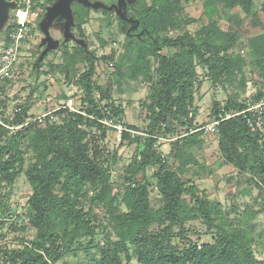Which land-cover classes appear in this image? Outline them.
<instances>
[{
  "label": "trees",
  "instance_id": "trees-1",
  "mask_svg": "<svg viewBox=\"0 0 264 264\" xmlns=\"http://www.w3.org/2000/svg\"><path fill=\"white\" fill-rule=\"evenodd\" d=\"M51 2L45 0V5ZM230 3L248 15L254 14L253 0H230ZM179 6L180 0H152L150 4L134 5L130 13L149 30L150 36L130 38L126 34L127 24L117 18V26L128 42L137 45L135 61L144 65L146 58L152 57L157 62L147 105L145 131L148 136L143 140L139 159L125 168L122 197L125 211L114 205L117 199L112 194L109 159L103 156L106 148L96 143L106 138L109 128L87 115L62 109L55 112L59 115L56 120L46 115L44 126L34 129L33 122L26 120L30 110L28 101L17 105L20 110L13 118L4 119L19 127L11 130L0 125V182L12 185L21 173L26 175L32 189L28 199V223L35 234L16 248L0 250L3 254L0 264H54L66 255H76L82 247L81 239L88 237L91 242L96 228L101 226L94 223L90 209L83 207L82 200L88 199L90 188L93 189L90 201L109 210L108 221L103 225L105 242L98 246L97 264H129L132 259L139 264H264V258L256 257L252 241L243 230L228 228L216 221L220 217V205L200 193L190 180L182 179L154 148L158 134L175 133L177 125H181L184 135L171 145L175 158L185 164L182 148L198 147L203 142L202 131L196 130L198 126L194 123L196 65L205 67L213 85H217L231 73L234 62L235 68H239L246 60L237 61L228 53L238 35L227 36L223 44L213 42L214 23L207 31L199 32V39L188 31L161 36L162 31L177 24ZM259 7L264 14V0ZM72 8L78 34L84 37L81 24L89 9L77 3ZM102 12L108 14L105 10ZM65 45L59 48L61 61L50 63L48 71L59 72L65 79L75 81L82 90L81 101L88 104L84 108L86 113L93 110L102 116L94 103L93 93L97 92L99 101H104L102 107L114 115H123L121 106L111 99L113 82L100 86L93 79L95 60L109 63L113 54L95 57L82 47L74 46L70 50ZM248 45L249 65L264 72V33L249 38ZM164 47L173 51L161 53ZM81 63L86 64L83 70L79 69ZM243 83L245 85L244 80ZM3 89L1 87L0 92ZM263 98L262 89L250 96L251 102ZM245 99L228 94L222 104L215 103L212 114L224 116L229 112H241L248 107ZM93 129L98 132L97 137ZM217 134L223 162L239 172L249 171L250 181L264 194V146L258 142V133L248 127L245 113L220 120ZM128 135L125 132L123 139ZM22 137L28 139V146L34 151L33 162L26 167L19 150ZM140 138L131 137L129 141L139 142ZM149 167L154 168V187L164 201L157 209L150 204L153 184L146 173ZM183 194L189 195L201 220L214 233L213 241L197 243L187 236L186 224L195 214L182 202ZM176 236L178 239L173 241Z\"/></svg>",
  "mask_w": 264,
  "mask_h": 264
},
{
  "label": "rangeland",
  "instance_id": "rangeland-1",
  "mask_svg": "<svg viewBox=\"0 0 264 264\" xmlns=\"http://www.w3.org/2000/svg\"><path fill=\"white\" fill-rule=\"evenodd\" d=\"M151 1L137 0L135 4L141 6L150 4ZM261 1L253 0L254 14L248 15L239 6L232 5L230 0H180L177 24L160 33L161 36H175L188 31L199 39V32L207 31L208 26L214 23V31L211 34L214 43L223 44L226 43L227 36L238 35L237 42L228 53L237 61L246 60L240 63L239 68H235L234 62L231 73L226 75L220 84L213 85L206 68L200 64L196 65L198 77L193 92V107L197 109L195 124L199 128L212 119L215 103L222 104L228 94L244 100L247 95L251 96L258 89L264 91V72L248 63V39L264 33V14L259 7ZM81 27L84 37L79 36L77 23L73 31L77 37L85 39L88 50L93 56L113 54V66L109 67L108 63L95 60L96 69L93 77L95 83L104 86L109 81L113 82L111 99L123 109L125 123L131 129L146 132L147 105L151 99L156 59L148 57L144 65L135 61L134 51L137 45L135 42H128L125 33L117 26L116 15L89 9L84 14ZM5 31L6 28L0 34V44ZM53 35L58 37V33ZM41 36L42 33L38 29L33 39L24 44L22 55L16 63L15 80L10 84L2 83L4 89L0 94V118L8 126L14 125L5 122L4 119L10 120L14 117L15 108L19 103L29 102L30 110L26 120L33 122L34 129L44 126L45 117L41 115L46 112L51 113L49 117L50 115L59 117L55 112L63 109L60 107L68 97L73 98L75 106L79 105L82 90L75 81L65 79L59 72L48 71L50 63L61 61L59 48L49 52L38 68H32L40 54L37 45ZM65 46L71 50L77 45L70 41ZM172 51L173 49L164 47L161 53ZM85 67V63L79 64L80 70ZM30 93L32 94L29 98ZM93 134L98 136L95 129ZM146 134L148 136L147 132ZM181 135H184V128L178 124L175 133L158 134L154 148L182 179L190 180L200 193L220 205L218 213L220 217L216 221L228 228L237 227L243 230L252 241L256 257L264 258V194L250 181L252 177L250 172H239L232 165L223 162L218 149L217 132L209 135L201 134L203 142L198 147L184 146L182 158L185 164H182L181 160L173 155L174 150L171 145ZM130 138L128 135L118 142L113 131L108 130L103 141H96L100 147L106 148L103 156L109 159L112 194H115L117 199L114 205H117L120 211L126 210L122 201L125 168L139 159L145 136H141L139 142H130ZM19 140V150L23 153L26 167L33 162L34 151L28 146L27 138L22 137ZM153 171L154 168L149 167L146 173L148 180L153 184L150 190V204L153 209H157L164 201L154 187ZM138 177H141L140 173ZM92 192L93 189L90 188L88 199L82 200L83 207L85 210L90 209L94 223L101 226L96 228L91 242L88 237L81 239L82 247L76 255H66L54 264L98 263L100 256L98 246L105 242L103 225L108 221L109 210L101 204L96 205L90 201ZM31 194V185L24 173H21L12 185L0 182V250L16 248L22 244V241L34 236L35 230L29 225L27 216L28 199ZM182 202L186 203L195 214V217L186 224L187 236L197 243L213 241L214 233L210 232L207 224L201 220L188 194H183ZM177 239V236L173 237V241ZM129 264L139 263L132 259Z\"/></svg>",
  "mask_w": 264,
  "mask_h": 264
},
{
  "label": "built area",
  "instance_id": "built-area-1",
  "mask_svg": "<svg viewBox=\"0 0 264 264\" xmlns=\"http://www.w3.org/2000/svg\"><path fill=\"white\" fill-rule=\"evenodd\" d=\"M17 2V7L11 10V17L6 25V31L2 34V43L0 44V88L3 82L10 84L15 80L16 74V63L20 56L22 55L24 44L31 41L33 36L37 33L38 25L37 22L43 12L45 6V0H15ZM109 67L113 66V62L108 63ZM1 94V92H0ZM94 103L96 109L100 110L102 116H99L91 110L86 113L84 109L88 104L87 102H82L83 95L80 96L79 105L75 106L74 100L68 97L61 105L60 108L67 109L71 112H77L87 115L89 119L96 120L98 123L106 126L116 136L118 142L123 140V134L125 132L129 133L131 137L135 136H146V132L141 130H134L127 126L123 115H114L109 112L105 107L104 101H99V94L94 92ZM247 108L241 112H229L224 116L218 114L213 116L210 121L203 127H197L196 130H201L203 135H209L217 132V126L220 120L235 116L240 113H245L246 123L251 131L258 133V142L264 146V101L251 102L250 95H247L245 101ZM20 108L16 107L15 111H19ZM106 113V114H105ZM51 113L46 112L41 116L45 117ZM15 114H13L14 116ZM52 120L57 118L50 115ZM0 125L9 128L11 130L17 129L19 126H8L3 123L0 118ZM3 256L0 252V258ZM51 264V263H49Z\"/></svg>",
  "mask_w": 264,
  "mask_h": 264
},
{
  "label": "water",
  "instance_id": "water-1",
  "mask_svg": "<svg viewBox=\"0 0 264 264\" xmlns=\"http://www.w3.org/2000/svg\"><path fill=\"white\" fill-rule=\"evenodd\" d=\"M136 1L137 0H117L115 3L106 4L101 0H52L51 3L44 6L43 12L37 22L38 28L42 33L37 47H43V49L33 63L32 68H38L49 52L60 48L70 41L82 47L87 54L93 55L88 50V44L85 39L77 37L73 31L76 28L72 8L74 3L94 11L107 10L111 12L114 10L115 15L121 21L129 24L126 34L130 38L133 36L140 37L142 34L150 36L149 30L145 28L133 34V31L140 24L139 19L128 16L126 9L127 3L133 6ZM16 7L17 2L15 0H0V34L5 29L11 17V10ZM54 33H58V37L54 36Z\"/></svg>",
  "mask_w": 264,
  "mask_h": 264
},
{
  "label": "flooded vegetation",
  "instance_id": "flooded-vegetation-1",
  "mask_svg": "<svg viewBox=\"0 0 264 264\" xmlns=\"http://www.w3.org/2000/svg\"><path fill=\"white\" fill-rule=\"evenodd\" d=\"M103 2H105L106 4H112V3H115V2H117V0H102ZM47 5V4H46ZM133 8H134V5L132 6V5H130V3H127V15L128 16H132L133 17V15L130 13V11L131 10H133ZM99 11H103V10H99ZM105 11H107V10H105ZM108 12V11H107ZM110 15H115V12H114V10L113 11H111V12H108ZM117 17V16H116ZM118 18V17H117ZM135 18V17H134ZM119 19V18H118ZM120 20V19H119ZM127 24V28L129 27V24L128 23H126ZM127 28H126V30H127ZM143 29V27L139 24L138 25V27L133 31V34H136L138 31H140V30H142ZM144 35L142 34L141 35V37H143ZM68 43V42H67ZM43 49V47H41V48H39V51H41Z\"/></svg>",
  "mask_w": 264,
  "mask_h": 264
},
{
  "label": "crops",
  "instance_id": "crops-1",
  "mask_svg": "<svg viewBox=\"0 0 264 264\" xmlns=\"http://www.w3.org/2000/svg\"><path fill=\"white\" fill-rule=\"evenodd\" d=\"M79 101H80V99H79ZM260 101H264V98L262 99V100H260ZM64 102V101H63ZM194 123H195V121H194Z\"/></svg>",
  "mask_w": 264,
  "mask_h": 264
}]
</instances>
